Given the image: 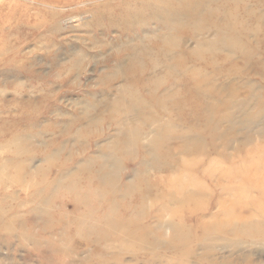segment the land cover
<instances>
[{
    "label": "rangeland",
    "instance_id": "obj_1",
    "mask_svg": "<svg viewBox=\"0 0 264 264\" xmlns=\"http://www.w3.org/2000/svg\"><path fill=\"white\" fill-rule=\"evenodd\" d=\"M0 264H264V0H0Z\"/></svg>",
    "mask_w": 264,
    "mask_h": 264
}]
</instances>
